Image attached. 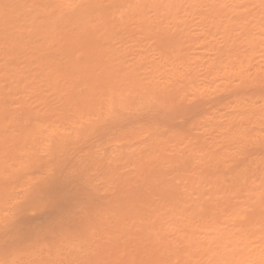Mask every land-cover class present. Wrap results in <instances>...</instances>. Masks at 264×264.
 <instances>
[{
    "label": "rangeland",
    "instance_id": "1",
    "mask_svg": "<svg viewBox=\"0 0 264 264\" xmlns=\"http://www.w3.org/2000/svg\"><path fill=\"white\" fill-rule=\"evenodd\" d=\"M147 1L0 0V264H264L260 0Z\"/></svg>",
    "mask_w": 264,
    "mask_h": 264
},
{
    "label": "snow or ice",
    "instance_id": "2",
    "mask_svg": "<svg viewBox=\"0 0 264 264\" xmlns=\"http://www.w3.org/2000/svg\"><path fill=\"white\" fill-rule=\"evenodd\" d=\"M83 5L77 0V2L69 3L68 0H59L58 3L53 5L55 8H79ZM260 7L262 10H264V0H260ZM92 264H106V262L103 261H96L92 262ZM121 264H149V262H136V261H125L121 262Z\"/></svg>",
    "mask_w": 264,
    "mask_h": 264
},
{
    "label": "bare ground",
    "instance_id": "3",
    "mask_svg": "<svg viewBox=\"0 0 264 264\" xmlns=\"http://www.w3.org/2000/svg\"><path fill=\"white\" fill-rule=\"evenodd\" d=\"M188 1H195V2H198V1H202V0H188ZM147 2H149V3H157V0H148ZM139 4H140V2H138ZM20 148H22L21 146H20Z\"/></svg>",
    "mask_w": 264,
    "mask_h": 264
}]
</instances>
